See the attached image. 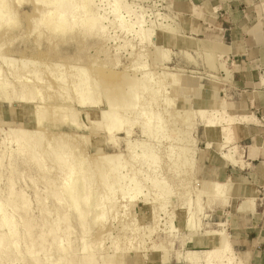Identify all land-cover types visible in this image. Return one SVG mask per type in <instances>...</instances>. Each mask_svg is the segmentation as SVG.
Listing matches in <instances>:
<instances>
[{
	"label": "rangeland",
	"instance_id": "374dc122",
	"mask_svg": "<svg viewBox=\"0 0 264 264\" xmlns=\"http://www.w3.org/2000/svg\"><path fill=\"white\" fill-rule=\"evenodd\" d=\"M122 1L131 10L129 13L121 11L124 22L130 25L128 30L127 26L125 29L118 27L119 19L110 12L114 0H94L97 13L104 17L105 26L104 30L96 32L93 29L89 30L83 22L80 24L81 21L74 24L71 29L67 27L63 29L57 27L56 21L48 23L50 21L38 20L40 16L38 7L43 6V1L22 0L19 3L16 0H8L16 18L0 25V70L1 73L2 70L5 72L4 75L1 74L3 78L0 77V96L7 93L13 101L17 95L19 96L21 86L25 90V86L27 89L33 87V90L37 89L33 94L34 99H39L38 105L42 103L44 107L42 106V111L34 118V113H37L34 105L26 104L32 97H28V93L27 100L24 96L21 101L19 98L16 101V98L13 103L0 102V208L5 210L4 214L0 212V216L2 213L7 219L12 218L10 230L12 228L18 231L17 243L20 244L9 246L8 249H3L4 252L0 249V264H88L85 263L83 256L89 250L94 254L95 264H188L190 260L188 254L196 251L202 256L203 261L205 252L211 250L213 242L217 239V236L205 233L210 229H217L218 220L224 222V232L235 249L229 223L235 207L237 210L242 199L235 198L230 188L229 200L223 205L222 201L220 203V200L209 196L211 194L206 191V185L212 180L223 181L219 178L222 165H227L231 169L232 167L238 169L241 166L230 165L217 150L207 147L209 137L204 128V116L200 113L226 112L231 114L236 122L246 121L245 118L251 119V115L247 113L234 115L237 111L232 103L233 68L228 53L212 50L216 54H222L218 61L222 62L230 73V77L223 80L226 73L220 70L218 76L221 80L214 79L209 76L201 58L197 57L205 47L201 40L215 38L213 27L205 23L203 28V19H198L196 21L200 23L201 29L199 32L190 31L195 21L192 16L199 15L197 10L194 9L193 14L191 11L186 12L184 0L179 5L175 0ZM137 19H142V27L145 32H151L150 37L147 35L141 37L138 33L140 28L135 24ZM52 22L57 24L56 29ZM199 23L195 24L196 27ZM53 24L54 26H51ZM166 24L175 27L172 33L165 30ZM153 41H156L155 44ZM156 44L161 48L156 47ZM188 52L194 53L198 64L188 62L184 58L183 54ZM81 68L84 70H80ZM85 70L84 73L90 77L93 84L89 81L90 87L93 89L96 87L95 90L100 92L97 93L98 97L102 94L97 105L82 106L77 102L79 97L73 81H77ZM143 77L149 88L156 82L157 87L161 88L158 98L155 97L159 104L155 102L152 93L149 94L147 85L148 90L146 86L144 87L147 91L141 88L144 86L140 82L144 80ZM139 83L141 85L139 88L142 92L145 91L144 93L139 90L137 86ZM123 84L126 85L125 88ZM134 90H139V94L135 95L136 98L141 95L139 99L135 98L139 102L132 98ZM107 95L110 99L113 97L116 101L118 99L119 104L117 105L114 100L117 105L114 107L119 112L118 115L122 113V116H125H120L124 118L120 121L127 119V122L132 121L130 126L126 122V128L123 125L124 128L116 131L114 139H109V134L103 126L92 123V116L106 107ZM216 96L221 97L219 105L218 101L214 100ZM152 98L155 100L153 103ZM23 99L26 103L20 104L24 102ZM128 100L131 101L127 102L128 105L132 106L127 107L126 103L127 109L123 104ZM140 102L146 107V110L143 107L141 111L144 114L148 111L150 114L143 115V112L139 111L142 107H138ZM70 104L77 114L81 111L74 122L69 120L66 112ZM135 105V110L141 112L143 116L134 111ZM150 108L152 112L158 111L161 115L158 123L165 125L163 131L166 129V132L160 133H164V136L150 132L147 133L152 134L151 137L147 133L142 134L141 124L144 119L147 121L148 117L150 118ZM132 110L134 112L131 113ZM135 112L137 117L134 116ZM128 116H131L130 119ZM19 126L38 132L34 136L39 140V146L35 149L36 156L24 151L23 143L21 149L11 140L15 134L12 131ZM127 126L132 128V133L127 134ZM61 142H64L61 150L71 153L69 162L74 164L84 162L88 168L86 174L92 175L87 188L91 190L90 193L95 192V195L90 203L85 205L90 209L87 210L85 207L86 218L79 217V211L72 206L62 187L68 178V170L63 168L62 171V164L54 158L52 152V146L54 144L57 146ZM229 144H234L237 155L246 162L244 148L235 139ZM143 147L148 150L151 148V152L154 150L159 158L150 163L146 156L145 159L139 156L138 153L146 151ZM183 147L192 150L188 153L189 156L185 157L188 161L180 158L179 152L184 150ZM171 149L174 157L176 154L179 155L180 159L177 160L180 161H175L171 152L172 156L168 154ZM254 153V149H251L250 155ZM190 154L193 156L191 159ZM113 155L118 157L113 158ZM102 156H112L117 167L116 173L108 174L110 175L108 182H111L113 176H117L118 173L128 175L116 181L117 184L114 183L112 192L103 183V175L100 173V170L108 166L107 162L98 158ZM246 165L244 164L242 168ZM136 170L138 176L134 175ZM153 170L159 173L160 179L163 178L161 182L164 181L165 189L169 186L167 190L172 191L169 193L171 198L167 200L168 203L162 192L163 196L158 194L159 190L156 193L157 189L151 187L150 176L148 178L145 176L143 184L138 183L142 174H146L147 171V175H152L155 173ZM186 171L190 173L187 174ZM131 176H135L134 178L137 176L138 186L142 185L139 187L140 191L136 188V182H132ZM162 183L160 188H164ZM136 189L139 193H136ZM15 194L16 201L13 200ZM59 196L63 199L60 200ZM163 199L165 201L163 204L166 205L162 204ZM92 202L93 205L89 206ZM256 206L258 209H264V192L256 196ZM189 210L196 213L195 218L191 220L192 225L198 226V220H201V227L186 228V225L180 226V219L176 221V214L179 216L180 212L187 220L190 217ZM172 211L175 215L173 220L179 228L177 230L172 229V220L169 221V218H172ZM8 230L7 226H3L0 233ZM84 242L90 245L85 251L82 249ZM164 251L168 252L166 259H163ZM234 252L245 264H254L238 250L235 249Z\"/></svg>",
	"mask_w": 264,
	"mask_h": 264
},
{
	"label": "bare ground",
	"instance_id": "6f19581e",
	"mask_svg": "<svg viewBox=\"0 0 264 264\" xmlns=\"http://www.w3.org/2000/svg\"><path fill=\"white\" fill-rule=\"evenodd\" d=\"M16 1H19V3H21L20 1H22V0H16ZM40 1H43L44 2V4H43V6L42 7H38L39 9H40V11H38V13L40 12V16H39V18H38V20L40 19L41 21H44V22H46V21H50V22H48V23H51V21H56V23L58 24H55L54 22H52V23H54L55 24V26H54V24L53 25H51V26H54L55 27V29H56V25H57V27L59 28V27H61V28H65V27H67V28H72V26L75 24H78L80 21H81V23L80 24H82V22H83V24L84 25H86L87 27H88V29L89 30H95L96 32H100V31H102V30H104V28H105V26H104V24H103V19H104V17H101V16H99V14L97 13V6H96V4H95V2H94V0H40ZM18 3V2H17ZM111 14L113 15H115L118 19H119V25H118V27L120 26L122 29H125V27L127 26V30H128V26H130V25H127L126 24V22H124V19H123V16H122V14H121V11L122 10H124V12L126 11L127 13H129V12H131V10L129 9V6H127L125 3H123V1L121 0H114V2L113 3H111ZM38 9V10H39ZM115 17V18H116ZM15 18H16V15H15V11L13 12V10L11 9V6H9V2H8V0H0V25L2 24V23H4V22H7V21H14L15 20ZM116 18V19H117ZM137 18V17H136ZM142 18V17H141ZM14 19V20H13ZM35 20V19H34ZM37 20V21H38ZM48 23H46V24H48ZM134 24V23H133ZM135 24H137L138 26H139V28H140V31L138 32V33H140L141 34V37H143V36H145V37H147V36H151L152 34H151V32L149 33V31L147 32H145V29H143V21H142V19H137L136 20V22H135ZM50 25V24H49ZM166 27H165V30L167 31V32H169V33H172L174 30L173 29H175V27L174 28H172V26L170 27V25L168 26L167 24L165 25ZM53 27V28H54ZM58 28H57V30H58ZM60 28V29H61ZM130 28V27H129ZM86 29V28H85ZM147 29V28H146ZM150 30V29H149ZM147 33V34H146ZM147 35V36H146ZM154 42H156V41H153L152 43H154ZM155 44V43H154ZM156 47H159V45L158 44H156L155 45ZM162 46V45H161ZM159 48H161V47H159ZM159 48H156L157 50H159ZM216 51V50H215ZM219 53V52H218ZM183 56H184V58L189 62H193V63H195V64H198L199 62H198V59L196 58V56L194 55V53H192V52H188V53H186V54H183ZM198 58L200 57L201 58V61H202V64H204V67L206 68V71L208 72V74H209V76L210 77H212V78H214V79H218V80H221V79H219V71L221 70V71H224L225 73H226V77H224V79L223 80H225V79H227V78H229L230 77V73H229V71H228V69H226V67L223 65V63L222 62H219L218 60L220 59V58H222V54H216L215 52H213L212 50H210V49H208V46H207V48L206 47H204V48H202V51H200L199 52V54H198V56H197ZM199 58V59H200ZM24 63L26 64L27 63V60L26 61H24ZM198 67V66H197ZM83 68H81L80 70H82ZM180 69V68H179ZM178 69V70H179ZM84 70V69H83ZM180 70H182V69H180ZM185 71V70H184ZM193 71V70H192ZM3 70H2V73H1V70H0V77L1 78H3L2 77V75L1 74H3ZM7 72V71H6ZM86 73V70L85 71H83V74L81 75V76H79L78 77V80L77 81H73V84H74V86H76V92H77V94H78V97H79V100L77 101L80 105H82V106H93V105H97V104H99L100 103V101H99V97L102 95H100L99 97H98V94L100 93V92H97L95 89H96V87H95V89H93V88H91L90 87V84H89V81H90V77L88 76V75H86L85 73ZM4 74H5V72H4ZM3 74V75H4ZM148 75V73H146L145 74V76H147ZM144 76V77H145ZM143 77V79L144 80H140V82H142L143 84H144V86H142L141 87V85H140V83H139V85H137L138 86V88L139 87H141L142 89H144V90H146L147 89V86H148V84H145L144 82H146V79ZM5 78V77H4ZM147 78V77H146ZM62 79V78H61ZM62 80H64V79H62ZM76 80V79H75ZM148 80H149V78H148ZM148 80H147V83H148ZM228 81V80H227ZM155 82V81H154ZM90 83L92 84V82L90 81ZM94 83V82H93ZM72 84V85H73ZM142 84V85H143ZM150 84V83H149ZM262 84H263V86H264V77L262 78ZM93 85V84H92ZM136 85V84H135ZM147 85V86H146ZM33 86V85H32ZM94 86H95V83H94ZM126 86V85H125ZM125 86H124V84H123V88H125ZM132 86V85H131ZM130 86V87H131ZM136 86V87H137ZM146 86V87H145ZM26 87V90L24 89V87H22L21 86V88L22 89H20L18 92H19V96L17 95V92L14 94V96H16V98H17V100H16V98L15 97H13V98H15L14 100H16V101H18V98H19V101H21V99L22 98H25L26 97V94L28 93L29 94V96L28 97H30V96H32L30 99H28L27 100V98L28 97H26V100H27V103H26V101L23 99V101L24 102H20V104H22V103H26V104H33L34 105V107H35V112H37V113H34V118H35V116L37 115V114H39L41 111H42V109L41 108H43L44 106H43V104L41 105H38V101L37 100H39V99H34L35 97H34V95L33 94H35V92L34 91H37V89L35 90H33V87H32V89H27V86H25ZM107 87V86H106ZM146 89H145V88ZM18 88H20V87H18ZM18 88H16V91H17V89ZM30 88H31V85H30ZM120 88V87H119ZM148 88H149V86H148ZM133 89H135V88H133ZM142 89L140 90V88H139V90L141 91V93H144V92H142ZM33 90V91H32ZM106 90H107V88H106ZM117 90V89H116ZM115 90V91H116ZM120 89H118V91H119ZM124 90V89H123ZM129 90V89H128ZM127 90V91H128ZM139 90H134V95L132 94V98H134V100H135V95H138L139 93H138V91ZM148 90V89H147ZM146 90V91H147ZM161 90V88L160 87H157V82L156 83H154V84H152V85H150V88H149V94H151V95H153V97H154V99H155V97H157V95L159 94V92H161L160 91ZM96 91V92H95ZM118 91H116V92H118ZM122 91V90H121ZM124 91H126V89L124 90ZM130 91V90H129ZM137 91V92H136ZM14 92V91H13ZM108 92V91H107ZM120 92V91H119ZM98 93V94H97ZM104 94H105V92H103ZM124 93V92H123ZM122 93V94H123ZM136 93H138V94H136ZM140 93V94H141ZM10 94H11V92H10ZM9 94V95H10ZM116 94V93H115ZM114 94V95H115ZM119 94V93H118ZM122 94H121V96H122ZM149 94H148V96H149ZM113 95V96H114ZM124 95V94H123ZM126 95V94H125ZM128 95H130L129 93H128ZM150 95V96H151ZM25 96V97H24ZM116 96V95H115ZM140 97H141V95H139ZM139 96H137V98L136 99H139L138 97ZM149 96V97H150ZM12 97V96H11ZM105 97H106V94H105ZM128 97V96H127ZM145 97V96H144ZM99 98V99H98ZM118 98H119V96H118ZM129 98V97H128ZM158 98V97H157ZM122 99H124L123 97H122ZM122 99L120 98V100L122 101ZM144 99V98H143ZM148 99V98H147ZM153 98H152V103H153V101H155V102H157L158 103V101H157V99H155L154 100ZM13 100V101H14ZM30 100V101H29ZM114 100L116 101V98L114 99V97H113V99L111 98L110 99V97L107 95V104H106V107H104L103 109H100L98 112H96L92 117H93V119H92V123H94L96 126H103V128L105 129V131L106 132H108V134H109V139H114V134H115V132L116 131H118V130H120L121 128H124V126L123 125H125L126 124V122H127V117L125 118V119H127V120H123V122H125L124 124H123V122L122 121H120L121 119H124V118H122L123 116H122V113H121V115H118L119 114V112H117V110L115 109V105H116V103H117V101H118V99H117V101H116V103L114 102ZM125 100H126V98H125ZM133 100V101H134ZM141 100V99H140ZM170 100V99H169ZM13 101L11 100V98L8 96V94L6 93V95L4 94V95H1L0 96V102H11V103H13ZM136 101V100H135ZM135 101H134V103H135ZM167 101V100H166ZM41 102V101H40ZM120 102V101H119ZM129 103V102H131V101H126L124 104H123V107L125 106V104L126 103ZM136 102H139V101H136ZM150 102V101H149ZM120 103H122V102H120ZM128 103H127V107L128 106H130V108H131V106L132 105H128ZM146 103V102H145ZM148 103V102H147ZM146 103V104H147ZM170 103V102H169ZM14 104H16V103H14ZM102 104V103H101ZM119 103H117V105H118ZM131 104V103H130ZM138 104V103H137ZM140 105H138V107H140V106H142V105H144V103L142 104L141 102L139 103ZM145 104V105H146ZM159 104V103H158ZM116 105V106H117ZM164 105V104H163ZM43 106V107H42ZM113 107H114V109L116 110H113ZM126 107V106H125ZM126 107V108H127ZM134 107V106H133ZM138 107H137V110H138ZM144 106H142V107H140V110L139 111H141V109L143 108ZM158 107V106H157ZM126 108H125V110H126ZM129 108V110H131ZM164 108V107H163ZM117 109H119V110H121L120 108H117ZM128 109V108H127ZM136 109V105H135V107H134V111H136L135 110ZM124 109H122V111H123ZM143 110V109H142ZM144 110H146V107H144ZM148 110V109H147ZM152 110V108H150V111ZM128 111V110H127ZM133 110L131 111V113L132 112H134ZM139 111H136L137 113H140L141 114V112H143V111H141V112H139ZM153 111V110H152ZM151 111V115H150V118L148 117V120L147 121H145V119L143 120L144 122L141 124V132H142V134L144 135H146V133L147 132H150V133H153L154 135H162L163 134V136H164V133H162V134H160L162 131H163V128H164V124H160V122L158 123V121H159V118L161 117V115L158 113V111L156 112V111H154V112H152ZM66 112H67V115H68V117H69V120L71 121V122H74L76 119H78V117H77V115L81 112H78V114H77V111L76 110H74V108H73V106L70 104L67 108H66ZM82 112H83V110H82ZM116 112V113H115ZM124 112V111H123ZM126 112V111H125ZM135 112V114H134V116L137 114ZM149 113L148 111H145V114H144V112H143V115H147V114ZM166 113V112H165ZM201 113V116H204L203 117V119H204V128H205V130H206V133H207V135H208V137H209V139H208V141H207V147H209V148H213V149H215V150H217L219 153H220V156L224 159V160H226L230 165H232V166H238V165H240L241 167L242 166H244V164L246 165V162L243 160V158L241 157V156H239V155H237V152H236V150H235V146H234V144H229V143H231V141H233L234 139H235V136H234V129H233V127H234V124L235 123H237L236 121H235V118H233L232 117V115L231 114H228V113H224V114H222L221 112L219 113V111H213V113H208V112H205V111H202V112H200ZM81 114V113H80ZM125 114V113H124ZM126 114H127V112H126ZM140 114H138V116L140 115ZM150 114V113H149ZM142 115V114H141ZM140 115V117L142 118V116ZM159 115H160V117H159ZM120 116H122V117H120ZM133 115H132V117H134ZM125 117V116H124ZM129 117H131V116H128V118ZM136 117H137V115H136ZM145 117V116H144ZM135 118V117H134ZM134 118H132V120L134 119ZM139 118V117H138ZM145 118H147V116L145 117ZM130 119V118H129ZM135 120H136V122L138 121L136 118H135ZM141 120V119H140ZM160 120H161V118H160ZM244 120H248L247 118H245ZM132 122V121H131ZM131 122L129 121V122H127V124H128V126H130V124H131ZM141 122H142V120H141ZM163 122V121H162ZM133 123L135 124V122H134V120H133ZM132 123V127H133V124ZM185 123V122H184ZM127 126V130H126V132H127V134L129 133V132H131L132 133V128H129ZM170 127V126H169ZM174 127V126H173ZM125 128H126V125H125ZM152 128H153V130H152ZM167 128V127H166ZM17 129V128H16ZM15 129V130H16ZM12 131V132H14L15 134H14V136L12 137V139L11 140H13L15 143H17V147H19V148H21L22 149V147H21V143H23L24 145V151H27V152H29L30 154H32V155H34V156H36V152H35V149L39 146L38 144H39V140L37 139V138H35L34 136H36L37 134H38V132L36 131V130H29V129H27V128H25V127H23V126H19L18 127V129L16 130V131ZM166 130V129H165ZM163 131V132H166V131ZM150 133L148 134V136L150 135ZM66 135V134H65ZM152 135V134H151ZM151 135H150V137H151ZM9 136V135H8ZM63 136V135H62ZM67 136H69L68 134H67ZM66 136V137H67ZM154 137V136H153ZM187 137V136H186ZM185 137V141H187L186 138ZM159 138V137H158ZM163 137H161V139H162ZM165 138H167V137H165ZM156 139V138H155ZM160 139V138H159ZM40 140H42V138L40 139ZM189 140V139H188ZM64 142H61L60 144H56L57 146H52V152H53V155H54V158L57 160V161H59L61 164H62V171H63V168H67L66 170H68V178H67V180H66V182H65V184L62 186L63 187V190L67 193V195H68V197H69V199L71 200V203H72V206L76 209V211H79V217H81V218H86V213H87V211L85 210L86 208H87V206H85V205H88L90 202V200L91 199H93L94 198V193L95 192H91L90 193V189L89 188H87L88 187V185H89V183H88V181L90 180V178L92 177V175L91 174H86L87 173V165L85 166L84 165V162L82 163V162H80L79 164H74V163H70L69 161H70V157H72L71 156V153L70 152H63L62 150H61V146H62V144H63ZM66 144V143H65ZM144 145V144H143ZM172 146V145H171ZM171 146H170V148H171ZM185 146V145H184ZM51 147V146H50ZM64 147H66L65 145H64ZM146 147H147V145H146ZM146 147H143V148H146ZM18 148V149H19ZM148 148V147H147ZM146 148V151H144L142 154L141 153H138V155L139 156H143L144 157V159H145V156H146V158L147 159H150V163H152V162H155L159 157H158V155H156L153 151L154 150H152V152L150 151L151 150V148H150V150H148ZM58 149H59V151H58ZM173 149V148H172ZM172 149H171V151H168L169 153V155L170 156H172V154H173V157H174V153H172ZM183 149H184V147H183ZM22 150V151H23ZM63 150H64V148H63ZM180 150H182V149H180ZM173 151H175V150H173ZM192 151V150H191ZM190 151V149L187 147V148H185L182 152H179V153H181V156H180V158L182 159V158H187L189 155H188V153L189 152H191ZM142 152V151H141ZM172 154H171V153ZM23 153V152H22ZM69 153V154H68ZM176 153V152H175ZM48 154H51V153H47V155ZM137 155V154H136ZM135 155V156H136ZM137 155V156H138ZM168 155V156H169ZM188 155V156H187ZM191 155V154H190ZM136 156V157H137ZM169 156V157H170ZM176 157H174V160L176 161L178 158H179V155L178 154H176L175 155ZM114 157H118V156H116V155H113V158ZM142 157V158H143ZM99 159H102L103 161H105V162H107V164H108V166L107 167H104L105 169L104 170H100V173H102L101 175H103V178H102V180H103V183L104 184H106L107 186H108V189H109V191L110 192H112V191H114V189H113V186L115 185V184H117V182L119 181V180H122L121 178H126L127 176L124 174V176H123V174L121 175L120 173H118V171H117V173H118V175L117 176H113V180L111 181V182H108V179L110 178L109 176H108V174L109 173H114L115 172V169H117V167H116V163H114V161H113V158H112V156H102V157H98ZM112 158V159H111ZM138 158V157H137ZM141 158V159H142ZM170 158H172V157H170ZM179 158V159H180ZM185 158V159H186ZM191 158H193V156L191 155V157H189V159H191ZM84 160H85V158H84ZM172 160V159H171ZM187 160V159H186ZM142 161V160H141ZM145 160H143V162H144ZM178 161H180V160H177V162ZM181 161H183V162H185L184 160H181ZM188 161V160H187ZM147 162V160L145 161V163ZM149 162V161H148ZM173 163H175L174 161H173ZM188 164V163H187ZM187 164H185V166L187 165ZM172 165V164H171ZM248 165V164H247ZM61 167V166H60ZM189 167V166H188ZM187 166H186V168H188ZM41 169V168H40ZM44 169V168H43ZM189 169V168H188ZM59 170V169H58ZM92 170V169H91ZM97 170V169H96ZM89 171V170H88ZM144 171V170H143ZM153 171H155V170H153ZM189 171V170H188ZM188 171H186V173L187 174H189L190 172H188ZM93 172H95V171H93ZM134 172V171H133ZM136 172H138V170H136L135 172H134V175H136L137 174V176H138V173H136ZM145 172V171H144ZM91 173V172H90ZM99 173V174H100ZM116 173V172H115ZM147 171H146V174H142V176H141V182L139 181V178H138V183H141V184H143L144 182V180L146 179L145 178V176H147V178L150 176L151 178H150V181L152 182V186L151 187H155V189H157L156 190V193L158 192V190H159V195H162L161 194V192L164 194V199H165V201L167 202V200H170V198L171 197H169V193L171 194V189H170V191L171 192H169V190H167V188L169 187V186H167L166 187V189H165V186L163 185V183H164V181H163V183L161 182L162 180H163V178H161L160 179V176L158 175L159 173L157 172V171H155V173L154 172H152V173H154V174H152V175H147ZM120 174V175H119ZM91 175V176H90ZM67 176V175H66ZM126 176V177H125ZM137 176H136V178H137ZM144 176V177H143ZM188 176V175H187ZM135 176H131V179L133 180L132 182L134 183V182H136V178H134ZM64 178V177H63ZM101 179V178H100ZM152 179V180H151ZM65 180V179H64ZM115 180V181H114ZM117 181V182H116ZM201 181V180H200ZM143 182V183H142ZM88 183V184H87ZM115 183V184H114ZM138 183L136 182L135 184L137 185V189L140 191V189L141 188H139V187H142V185L140 186H138ZM162 183V185H163V187L164 188H160L159 186H161L160 184ZM166 183H167V181H166ZM135 184H133V185H135ZM165 185H167V184H165ZM169 185V184H168ZM182 185H183V183H182ZM197 185H198V182H197ZM59 187V186H58ZM57 187V188H58ZM61 187V186H60ZM200 187V186H199ZM206 187H207V189H206V191H208L211 195H209V196H212L214 199H216V200H220L219 202L221 203V201L224 203L223 205H226L227 204V202H228V200H229V191H230V188H231V186H230V184L227 182V181H218V180H212V181H210V182H207V185H206ZM134 188V187H133ZM136 189V190H137ZM154 189V190H155ZM90 190V191H89ZM138 190H137V192L136 193H139L138 192ZM200 190V189H199ZM202 190V189H201ZM61 192V191H60ZM135 192V191H134ZM155 192V191H154ZM156 193H154L155 195H156ZM55 194V193H54ZM135 194V193H134ZM56 195V194H55ZM109 195H111V194H109ZM56 196H58V195H56ZM135 197H136V195H134ZM163 196V195H162ZM60 197V196H59ZM109 197V196H108ZM158 197V196H157ZM159 197H161V196H159ZM169 197V198H168ZM16 198H17V195L15 194L14 195V199L13 200H15L16 201ZM162 198V197H161ZM61 199H63V198H61L60 197V200ZM164 199L163 200H161L162 201V204L165 202L164 201ZM153 200H155V199H153ZM164 201V202H163ZM13 202V201H12ZM86 202H88V203H86ZM187 202H189V201H186V203ZM14 203V202H13ZM24 203V202H23ZM26 203V202H25ZM168 203V202H167ZM184 203V202H183ZM185 203V204H186ZM190 203V202H189ZM17 204V203H16ZM152 204V203H151ZM11 205V204H10ZM93 205V202L89 205V206H92ZM161 205V204H160ZM163 205H166V204H163ZM190 204H188V206H189ZM222 205V204H221ZM12 206V205H11ZM17 206V205H16ZM187 206V207H188ZM1 207V206H0ZM18 207V206H17ZM86 207V208H85ZM162 207V206H161ZM161 207H160V209H161ZM154 208H155V206H154ZM164 208V207H163ZM184 208V207H183ZM189 208V207H188ZM255 208H256V198L255 197H245V198H243L242 200H241V202H240V204L237 206V210H239V211H242V212H249V211H255ZM68 209V208H67ZM185 209H186V205H185ZM15 210V209H14ZM25 210H27L26 209V207H25ZM87 210H90V209H88L87 208ZM3 211H4V213H5V210H2L1 208H0V212H2L3 213ZM28 211V210H27ZM26 211V212H27ZM185 211V210H184ZM186 212H187V210H186ZM189 212H190V210H189ZM1 213V216H0V228L1 227H3V226H7L8 228H9V230L7 231V232H3V233H0V249L4 252V250L3 249H8V247L10 246H17V244H19V243H17V236H19V235H17V232H16V230L15 229H12L11 228V230H10V227H12V221H11V219L9 218V219H7L6 217H4V213L2 214ZM168 213V212H167ZM172 214V218H169L170 220V222H171V220H172V222H171V224L173 225L172 226V229H174V230H177V229H179L178 228V226L176 225V222H175V220H173V216H175V215H173V211L171 212ZM181 213V212H180ZM180 213H179V216H177V214H176V221H177V219H180L179 220V223H180V226H185L186 228L188 227V228H199V227H201L202 226V224H201V220H198V226H193L192 225V223H191V220L193 219V218H195V214L196 213H194V212H190V217L189 218H187V220H186V218L185 217H183V215H180ZM188 213V212H187ZM186 214V213H185ZM6 216H7V214H5ZM188 215V214H187ZM186 215V216H187ZM195 215V216H194ZM178 217V218H177ZM188 217V216H187ZM174 223V224H173ZM43 225L45 224V222H43L42 223ZM170 224V225H171ZM48 225H49V222H48ZM47 225V226H48ZM15 226H17V224L15 225ZM216 226H218V228L217 229H210V230H208V231H206V233L205 234H207V235H210V236H217V239H216V241H214L213 243H214V245L211 247V250H209V251H206L205 252V255L203 256V258H204V260L202 261L201 259H202V256H200L198 253H197V251L196 252H190L189 254H188V257H190V260L187 262L188 264H202L201 262H204L203 264H245L240 258H238L237 256H236V254H235V252H234V250L235 249H233V246H232V244H231V242L228 240V238H227V236H226V234H225V232H224V229H225V225H224V222L222 221V220H218V222L216 223ZM27 231V230H26ZM54 231V230H53ZM45 232V231H44ZM20 234V233H19ZM55 235V234H54ZM53 235V236H54ZM149 236V235H148ZM59 237V236H58ZM58 237H57V239H58ZM9 238H10V240H9ZM55 238V237H54ZM21 239V238H20ZM51 239H52V237H51ZM43 242H44V240H42ZM46 241V240H45ZM19 242V241H18ZM62 242V241H61ZM43 244V243H42ZM20 245V244H19ZM51 245V244H50ZM90 247V245L87 243V242H84V244H83V246H82V249L85 251L86 249H88ZM15 248H18V247H15ZM65 248V247H64ZM30 250H31V252H32V249L30 248ZM40 250H42V249H40ZM1 251V252H2ZM18 251V250H17ZM63 251V250H62ZM165 252V255L163 256V259H166L167 257H168V252H166V251H164ZM164 252H163V254H164ZM34 253V252H33ZM63 253V252H62ZM179 253V252H178ZM177 253V254H178ZM202 253V252H201ZM204 254V253H203ZM65 255V254H64ZM179 255V254H178ZM37 258V257H36ZM61 258H63V257H61ZM94 254H92L91 252H90V250L89 251H87L86 253H85V255L83 256V259L85 260V263H88V264H95L94 263ZM64 259V258H63Z\"/></svg>",
	"mask_w": 264,
	"mask_h": 264
},
{
	"label": "crops",
	"instance_id": "0c3cea01",
	"mask_svg": "<svg viewBox=\"0 0 264 264\" xmlns=\"http://www.w3.org/2000/svg\"><path fill=\"white\" fill-rule=\"evenodd\" d=\"M184 4L186 12L193 14L195 9L199 14L194 17L190 13L195 20L190 31L199 32L201 25L196 20L203 19V28L207 23L215 35L201 40L203 45L228 53L233 68L234 115H251L250 120L237 121L233 127L248 165L238 169L222 165L219 178L230 183L235 198H256L264 192V0H184ZM220 99L214 97L218 105ZM251 149L254 155H250ZM229 229L235 249L254 264H264V209L256 206L255 211L245 213L235 207Z\"/></svg>",
	"mask_w": 264,
	"mask_h": 264
}]
</instances>
